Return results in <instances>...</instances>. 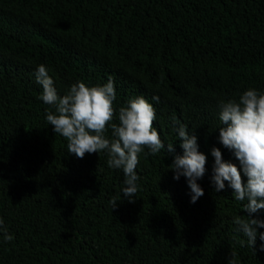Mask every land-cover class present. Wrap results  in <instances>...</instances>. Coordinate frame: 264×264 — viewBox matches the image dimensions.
<instances>
[{
    "label": "trees",
    "instance_id": "obj_1",
    "mask_svg": "<svg viewBox=\"0 0 264 264\" xmlns=\"http://www.w3.org/2000/svg\"><path fill=\"white\" fill-rule=\"evenodd\" d=\"M41 64L59 96L81 80H113L106 138L141 95L175 154L173 118L196 133L204 195L191 202L169 169L174 155L145 148L135 202L123 199L124 173L108 153L77 158L48 124ZM250 88L264 92V0H0V219L13 236L0 232V264H264V241L252 247L234 223L248 219L246 201L211 182L214 146L239 165L218 139L219 104Z\"/></svg>",
    "mask_w": 264,
    "mask_h": 264
},
{
    "label": "clouds",
    "instance_id": "obj_2",
    "mask_svg": "<svg viewBox=\"0 0 264 264\" xmlns=\"http://www.w3.org/2000/svg\"><path fill=\"white\" fill-rule=\"evenodd\" d=\"M36 82L42 87V101L54 108V111H47L46 120L56 134L68 141V152L82 159L85 153L106 151L109 167L123 170V199L135 202L139 179L136 171L138 154L145 148L150 154L166 150L167 154L174 155L169 169L174 172V179L185 177L191 202L195 203L204 195L198 180L205 175L207 157L199 151L196 133H189L185 125L173 118L174 125H178L177 135L183 149V154H175L174 145H165L153 127L156 111L144 96L133 97L126 106L119 108V123H111L112 138L109 139L105 132L113 120V102L116 99L111 78L107 83L95 86L81 80L72 84L65 95L59 96L46 66L41 64L36 72ZM153 99L159 101L158 96ZM219 108L222 126L219 127L218 139L225 148L233 151L239 165L225 161L221 149L214 146L211 149L215 158L211 182L215 192L219 193L225 189L227 181L234 199L246 201L243 211L248 219L236 216L234 223L254 247L257 236L264 241V232L259 231L264 228V219L254 215L264 209V92L250 88L239 99L221 101ZM111 203L115 207L118 205L116 199ZM0 232L4 233L5 242L13 239L2 219ZM261 248L264 249V244ZM229 264H235L234 259Z\"/></svg>",
    "mask_w": 264,
    "mask_h": 264
}]
</instances>
